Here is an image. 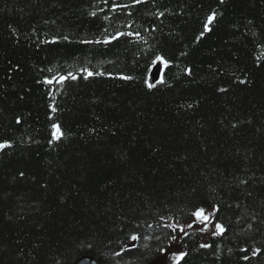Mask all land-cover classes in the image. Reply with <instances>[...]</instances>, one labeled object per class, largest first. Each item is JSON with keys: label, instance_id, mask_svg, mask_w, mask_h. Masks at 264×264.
I'll use <instances>...</instances> for the list:
<instances>
[{"label": "trees", "instance_id": "obj_1", "mask_svg": "<svg viewBox=\"0 0 264 264\" xmlns=\"http://www.w3.org/2000/svg\"><path fill=\"white\" fill-rule=\"evenodd\" d=\"M0 143V264H264V0H0Z\"/></svg>", "mask_w": 264, "mask_h": 264}, {"label": "rangeland", "instance_id": "obj_2", "mask_svg": "<svg viewBox=\"0 0 264 264\" xmlns=\"http://www.w3.org/2000/svg\"><path fill=\"white\" fill-rule=\"evenodd\" d=\"M208 216L207 213L204 212ZM209 217V216H208ZM191 224V227L188 225ZM176 233L172 235L178 237L176 241H173L172 237L167 245L166 250L161 254V256L155 260L152 264H174L177 261L175 260V254H178L180 251L185 252L188 241H186L187 235L197 234L196 237L192 238V241L198 242L199 244H206L209 236L217 235L216 225L213 224L210 218L207 221H198L193 215L192 218L183 223L173 224ZM183 229V231H181Z\"/></svg>", "mask_w": 264, "mask_h": 264}, {"label": "snow or ice", "instance_id": "obj_3", "mask_svg": "<svg viewBox=\"0 0 264 264\" xmlns=\"http://www.w3.org/2000/svg\"><path fill=\"white\" fill-rule=\"evenodd\" d=\"M136 2H140V0H136ZM92 15H95V13H93ZM214 18H215V17H214V14L208 16V18H207V23L205 24V31H206V32L210 30V29H209V25L213 22ZM119 35H124V33H120V34H118V36H119ZM128 35H132V33H128ZM136 35H138V34H136ZM118 36H117V37H112V39H117ZM108 42H110V41H108V40L105 41V43H108ZM157 59L159 60L160 57H157ZM85 71H87V70H85ZM189 74H190V70H189ZM92 75H93L92 72L87 71V76H92ZM96 75H100V73H96ZM69 76H70L72 79H75V78H76L75 76H72L71 73H69ZM125 78H127V77H125ZM59 80H60V82H62V81L65 80V77L61 76V77L59 78ZM51 82H52V81H48V83H51ZM242 82H243V81H242ZM149 87L151 88V87H153V85H149ZM53 111H55V109H53ZM17 122L19 123V120H18ZM52 127H53L52 141L60 140L61 137H62V135H63V133L61 132V128H60V126L54 124ZM52 141H49V143H51ZM7 146H8L7 143H0V149H3V148H5V147H7ZM193 215L195 216L196 220H198V221H207V220L209 219V217H208L207 215L204 214V209H202V208L196 210V211L193 213ZM191 226H192L191 224L188 225V227H191ZM216 228H217V233H222V232L224 231V229L222 228V226L219 225V224L216 225ZM181 231H183V229H181ZM131 239L135 240V239H137V237H136V236H132ZM172 239H173V241H176V240L178 239V237L173 236ZM201 247H209V245H207V244H202ZM162 251H163V250H162ZM186 255H187V253H185V252H183V251H180L178 254H175L174 258H175V260L177 261V264H179V261L183 260L184 257H185ZM244 259H248V257L245 256Z\"/></svg>", "mask_w": 264, "mask_h": 264}, {"label": "water", "instance_id": "obj_4", "mask_svg": "<svg viewBox=\"0 0 264 264\" xmlns=\"http://www.w3.org/2000/svg\"><path fill=\"white\" fill-rule=\"evenodd\" d=\"M159 74H160V66L156 64L155 66L152 67L150 73H149V80H148V85H154L157 83L159 79ZM74 264H96L94 260L90 258H81L78 261H76Z\"/></svg>", "mask_w": 264, "mask_h": 264}]
</instances>
